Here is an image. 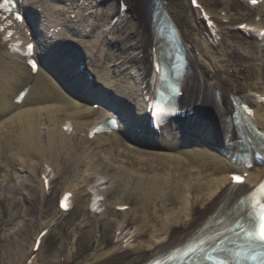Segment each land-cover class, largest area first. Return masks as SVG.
Listing matches in <instances>:
<instances>
[{
  "label": "bare ground",
  "instance_id": "6f19581e",
  "mask_svg": "<svg viewBox=\"0 0 264 264\" xmlns=\"http://www.w3.org/2000/svg\"><path fill=\"white\" fill-rule=\"evenodd\" d=\"M32 1L30 5L28 2L21 3L19 8L23 11H26L27 7L33 5L34 3L39 4L38 1ZM161 2L164 4L169 15H171L174 22L176 23V26L181 33L183 43L187 48H189L190 52L193 49H196V51H198L197 54L201 57L205 53L202 52L203 49L200 44V39L195 40L193 38L192 33L194 31L202 34L203 38H206L211 43L219 44L217 40V32L220 31V25L214 21L209 13H201L199 11V13L194 14L195 11L192 7L194 2L193 0H161ZM219 3V0H210V7L216 6ZM223 3L225 4L224 11L220 16L221 18L219 21L222 24H231L233 18L230 15V12L233 9L235 10L237 7L234 3H231L230 0H223ZM120 5L121 6L119 8H115L114 6L109 8L110 13L109 18L106 20V24L110 25L108 34L112 29L115 28V32H123L121 36V40H123L128 37V32L123 26L127 22L128 15L127 13L122 17L119 15L121 8L123 6H127L128 4L125 1H122ZM191 12L193 15H187V13ZM3 15H5V13L1 14V16ZM1 16L0 27L9 22L7 20L3 21ZM105 16L106 15L103 13L100 16L101 20H104ZM88 20L89 18H87V21ZM150 22L151 19L148 17L145 19V22H143L144 24L139 25L141 40L131 53L127 52L126 54V50H123L125 55L123 53L117 55L119 61L117 65H113L112 67L107 68L105 71H103V69L102 71L98 72L99 76H97V81L99 84L101 83V85H103L105 88L115 92L114 87L110 83L109 79H114V76L116 78V76L121 75V73L127 72L129 69L137 67L139 68V71L142 72V77L140 76V85L142 88L144 87V80L146 78L143 74L147 72L146 74L148 75L152 56V45L150 42ZM253 26L260 27L255 23H253ZM71 28L77 29L76 23L71 26ZM234 28V31H232L229 35L230 44L236 43L238 39L245 41L247 39L246 30L237 27ZM92 31L93 29L91 32ZM4 37L5 36H2V41H4ZM46 42V39L45 41H41L42 48H44ZM231 47L233 46L228 48L233 50ZM71 49L75 51L77 56H80L78 63L88 64L80 75L85 79L86 82H93L92 79L91 81L89 79L91 78L89 73H91V64L94 63V59H96L94 50H84L81 48L83 53L80 54L78 49H73L72 46ZM0 50H3V43H0ZM9 50L11 51V49ZM199 50L202 54L199 52ZM34 53L36 58H38L37 49H35ZM19 57L21 58V61H13L15 68L13 69V72L10 74L9 78L0 77V87H3L5 94L8 96L0 101V159H4L5 157L8 163L16 161L14 154L10 153L12 150V145L15 144L19 145L20 147L19 150H17L18 153L25 158L29 159L30 157H39L40 160H45L46 156H49L51 159L64 161L68 165L73 163L71 165L78 167L79 161L76 160L74 156L76 154L72 153L74 155L71 157V159H68L69 157H67L68 155L65 153L64 149L68 146H71L70 152H75L80 148V144L82 143L79 142L74 144V140L76 139V126H74L71 132H67L65 127L70 123H74L78 126L86 125L84 122H82V120L87 117H91L92 115H96L99 109L89 105L84 107L72 96L68 94L64 95L60 90L61 88L58 83L51 77H48V79L53 85H55V87L57 86V89L60 90L59 92H49L42 88L41 83L37 81L38 83L36 82L34 84L29 95H27L21 103L17 102L18 95L24 89H27L31 86L32 77L34 75L32 69L27 64V58L21 54ZM190 57L193 61V64L200 69V62L196 55L193 56V54H191ZM105 62L106 58L102 56V67L104 64H106ZM218 65L219 64L217 62L213 64V67H215V71H213L214 73L202 71V91H199V93H194L191 91V93H189L188 99L191 100L201 95L202 102H210L214 104L218 128L221 135L219 144H222V142L225 143L227 138L228 130L226 120L233 111V102L237 97H240L245 93L255 92V89L253 88H258L259 84L264 79V71L258 76L257 73L260 72L261 66L257 67L249 65L248 69H246L244 67L242 58L236 56L234 53L232 56L227 58L225 65L222 63V67L226 69V78H221L220 76L218 77V70H216ZM38 70H41V68L39 67ZM62 73L66 74L67 71L65 70ZM255 79H257L258 82H254ZM229 81H231V83H229ZM119 89L122 90V87L118 86V90ZM141 91L142 93L140 96L136 95L134 98L128 96L127 104L129 107L131 106V111L133 110V112H142L147 107V104L144 101L143 89H141ZM131 92L135 91H129V93ZM216 92H218L219 95H216ZM34 93L37 94V97L35 98L33 97L35 95ZM116 93L117 91L115 92V95H117ZM259 94L263 96V94ZM66 97L69 99V101L66 99ZM30 101H58L60 104L38 106L18 112L14 111L16 107L19 106V104H26ZM253 113L255 117L259 118L257 124L261 130L264 131V103L258 104L255 107ZM95 123L89 124L87 126L86 139L84 138L85 142L92 141L90 140V130L92 125ZM41 124L48 127V132L45 134L46 136H43L41 133H39L38 129ZM210 131L214 132L212 130ZM196 132L198 133V131ZM101 135H96L93 138H98ZM112 135L113 136L107 140V143L102 145L100 142L97 144H100V146H102L104 149H110L119 153L121 156V161L125 160L129 164L138 165V168L134 167V169L125 167L128 169L129 173H125L123 176H121V179H118V183L120 184L119 186L123 185L125 188L130 185L135 187L134 191L137 195V199L142 202V205L145 203V206L139 210L142 213H147L152 204H155L160 198L164 199L167 203L164 204V206L160 209L161 212L166 211L165 205H174V202L179 201L180 199V209L178 211H171L173 217H176V219L169 217L167 221H164V223L161 220H155V227L159 229V233L152 237L149 242L143 243L142 241H139L137 248L130 251L126 250V248L129 249L133 246L129 245V241L133 239L136 241L137 235H139V238L148 237L151 227L147 225L144 230L138 231L136 227L140 223V215L136 214L132 215L131 217L124 215L123 221L116 224L110 221H104L100 224L101 238L98 240L99 242H87L84 239L86 238L84 235L78 237L76 243L74 244V254L71 257L65 256L66 252H69V245H66L65 248H61V250L53 256L54 261L51 262L52 264H144L157 254L167 252L176 244L181 243L187 233L218 204L219 200L225 194L227 189L232 185V175L238 170L236 166L227 164L226 160L220 158L217 154H211L208 152L211 150L199 147L198 145L201 142L198 140V136L196 138L193 137L188 139L184 137L188 143L196 141L195 147L192 148L188 145L189 147H187V150L185 149L181 152V154L170 152L175 149V147H177L178 143L181 141V138H179L180 134L178 128H176L175 125L162 133V136L165 138L163 144L156 143L154 145L164 149L160 151H146L142 148L140 149L133 143L131 144L126 142L123 137L120 136V131L112 132ZM212 135L213 134H211V136ZM170 136L172 137V141H166V139L168 137L170 138ZM4 137L6 140L5 144L3 143ZM210 141L212 142L210 143L212 146L213 143L215 144V141H218V139H216V137H211ZM45 142L48 143V149ZM90 166L91 164H88V167ZM91 170L93 169L90 168L88 170L89 172L87 171L88 173L86 174L84 183H88L92 178L93 173H91ZM166 171L177 174L176 180L171 181L168 185V181L164 179L163 174L166 173ZM38 172L40 173L38 182L40 189L39 191L41 192V209L38 211V215L41 218H46L45 214H49V220L40 226V235L41 233L56 225L59 219H66L65 215L67 213L61 209V199L64 193L60 198L55 196V181L51 183L49 187L47 186L44 177V165L42 163L40 164V169ZM206 172H209L210 175L217 176L219 178H216L213 182L208 184H199V176ZM243 172H247V170H244ZM4 177H6L7 182L6 190L11 192L12 198L20 195L22 189L19 186L15 185L13 187H8V184L13 181L12 175L7 173L4 175ZM263 177L264 167L257 170V174L253 177V179H251V181L253 183H257ZM249 178L250 176H248L247 180ZM191 184L194 186L192 187ZM165 185L168 187L166 193L163 191V187H165ZM185 187L188 188V190H195L196 193H198V191L203 192L200 195L201 199L192 201L187 195H185ZM32 189L35 190L34 187H32ZM143 191L146 192L144 193ZM32 192H29L28 196L25 197V200L30 202V206L26 209V211L29 213L28 215H30V213H34L32 208L37 200L35 196L36 192ZM189 193H191V191H186V194ZM88 197V205L91 208L92 200L90 193L88 194ZM169 202L172 203L168 204ZM117 205L123 206L125 203H119ZM3 214L6 216L7 211L3 210ZM79 216L80 214H77L68 221L71 220L73 224H75ZM17 217L18 214L13 212L9 217L6 216V218L1 219L0 231H2L5 226L13 223ZM128 229V233L125 234V231ZM95 233V231L91 230L87 236L91 237ZM10 244H14L12 239L11 243L8 245L9 248L11 247ZM35 245L36 241H34L32 248L29 251H25L24 248L20 247L17 249V252L15 253L16 255H14V257L12 256V252L10 253V250L8 249L6 251V261L4 264H28V261L35 254Z\"/></svg>",
  "mask_w": 264,
  "mask_h": 264
},
{
  "label": "rangeland",
  "instance_id": "374dc122",
  "mask_svg": "<svg viewBox=\"0 0 264 264\" xmlns=\"http://www.w3.org/2000/svg\"><path fill=\"white\" fill-rule=\"evenodd\" d=\"M23 2H28L30 0H22ZM38 1L39 4H34L33 6L27 7L29 12L33 15L34 13H40V11L44 12L39 16H34L33 21L36 23V27L38 28V35L41 36L45 33L53 32L57 37H67L71 40H74L79 46L84 49L88 47L94 48L96 52H98L97 56V67L98 70L107 69L112 67L113 65L118 64L117 55L123 53V50H126V54L131 53L137 44H139L141 35L140 30L138 29V23L142 22L147 15L146 9H148L149 0H128L132 5L128 10V19L127 22L123 25L124 29L128 32V37L126 39L121 40V36L123 32L115 33L114 30L107 35V30H109L110 25H106V20L109 18L110 7L119 8V3L123 0H34ZM201 3V8L204 12L209 13L214 21L219 24L220 31L217 33L218 35V43L213 44L208 41L206 38H203L202 34L199 32H193V38L200 39L201 46L203 51L205 52L203 56H199L197 54L198 51L194 49V53L200 62V67L203 71L209 70V72L214 73L215 67L213 64L217 62L219 65L216 67L218 70V77L226 78L225 68L222 67L226 64L227 58L232 56L233 53L241 57L243 60L244 67L248 69L249 65L252 66H261L260 72L261 74L264 71V45L260 42L247 38L246 41L237 40L236 43H233L234 52H229V48L232 44L229 42V35L234 30V27L238 25H252L255 23L260 27H264V0L259 3V5L250 6L243 3L244 0H230L231 3H234L237 7L235 10L233 9L230 12L233 20L231 24H222L219 19L221 18V14L224 11L225 4L223 0H219L220 3L216 6L210 7V0H198ZM226 1V0H225ZM197 8H195L196 10ZM94 11V13H93ZM48 12L47 14H45ZM96 12V13H95ZM198 12V11H197ZM104 13L106 16L104 20L99 18V15ZM193 13H187V15H192ZM196 14V13H194ZM36 17V18H35ZM90 17V20L87 21V18ZM82 22H78V20ZM71 26H73L76 22V28L72 29L66 27L70 22ZM84 22V23H83ZM29 25H17V39L23 43L30 37V34L33 33L34 29ZM66 24V25H64ZM30 26V27H29ZM94 28V31L91 32V29ZM54 30V31H52ZM16 32L15 29L13 30ZM40 31V32H39ZM0 34L2 31L0 29ZM107 35V36H106ZM202 36V37H201ZM1 39V37H0ZM104 40V42H102ZM0 43H3L0 41ZM3 50H0V75L1 77H9L12 72L11 59L17 60L16 56L9 54L7 52V48L4 46ZM260 50V51H259ZM228 51V53H227ZM201 53V51L199 50ZM202 54V53H201ZM228 55V57H227ZM102 56L106 58V64H101ZM251 59V61H250ZM232 60V59H230ZM96 66H94V70ZM103 70V71H105ZM138 69H129L127 72L121 73V75L114 76V79H109L110 83L114 87L115 91L118 93L121 91L118 90V86L123 89L135 90L139 92V79L137 75L139 72ZM33 85L39 81L41 83V87L49 92H59L52 83L49 82L46 75L44 73L38 72L34 74ZM120 80V81H118ZM254 82H258L257 79ZM38 83V82H37ZM231 83V81H229ZM33 87V86H32ZM32 87H30L29 92L32 91ZM253 89H264L263 80L259 84L258 88ZM133 90V91H134ZM264 92V91H263ZM113 93V92H112ZM34 98L37 97V94L34 93ZM66 95L65 93H63ZM4 96L3 87H0V99ZM69 101V99L66 97ZM51 104H60L58 101H40V102H28L27 104L18 106L14 111H24L33 107L38 106H49ZM13 111V112H14ZM12 113V112H11ZM8 117V116H7ZM103 116L96 115L91 117H87L82 120L84 124L94 122L96 120H100ZM6 118V117H5ZM77 130L75 132L76 139L75 143L80 144V148L75 152H70V147L68 146L64 149L65 153L71 159L75 153V159L79 161L78 167L73 166L71 164H67L61 160H55L46 156L45 160H40L39 157H30L25 158L18 153L19 145H12V150L10 153L14 154L16 157V161L8 163L5 159H0V220L3 218L9 217L13 212L18 214V217L13 221V223L4 227L2 231H0V264H4L6 261V251L9 249L10 253L12 252V256L16 255L17 249L24 248L25 251H29L32 248V244L38 238L40 232V226L46 223L49 220V214H45L46 218H41L38 215V211L41 209L40 199L41 192L39 191V176L38 172L40 169V164L42 163L44 167H49L54 172L56 177V187L54 190L55 196L59 198L62 193L65 191H71L74 199V208L69 212V215L66 219H60L57 221L56 225L51 227L47 234L42 237V245L41 250L37 251L34 249L35 254L28 261V264H52L54 261V255L61 250V248H65L66 245H69V252H66V257H71L75 250V243L78 237L84 235V238L87 242L91 241L93 243L99 242L98 240L101 238L100 232V224L104 221H110L114 224L120 223L124 219V215L132 216L134 214L140 215V223L137 225L138 231L144 230V228L148 225L151 227L149 231L148 237L139 238L137 235L136 241H129V245H133L131 248L127 249V251L133 250L137 248L138 242L142 241L143 243L149 242V240L159 233V229L155 227V220L167 221L169 217H173L171 211H178L181 207L180 199L179 201L174 202V205H165L166 211L161 212L160 209L167 204L164 199H159L155 204H152L151 208L147 211V213H142L139 210L145 206L142 205L137 199V195L135 194V187L128 185V187H123V185L119 186L118 179H121L125 173L128 174V169H134V167L138 168V165L129 164L125 160L121 161V156L119 153L114 152L110 149H104L100 146V143L103 145L107 143L109 139V135H104L100 138H95L90 142H85L86 139V128L83 126H76ZM39 133L41 135L46 136L45 134L48 132V127L46 125L39 126ZM6 137V136H5ZM4 137V144L6 142ZM134 140L137 137H133ZM82 140V141H81ZM156 141V140H154ZM46 143L47 149L49 148L48 143ZM84 145V146H83ZM136 145V144H135ZM148 144L142 143V145H136L138 148H142L143 150H164L162 147L157 146H147ZM83 146V147H82ZM144 147V148H143ZM1 149V145H0ZM76 149V148H74ZM183 150L178 148L173 149L170 152L181 154ZM213 154L212 152H209ZM47 154V152H46ZM6 156V154H5ZM95 162V163H93ZM231 164L230 162H228ZM88 164H91L88 167ZM126 167V168H125ZM92 168L91 172L94 174H102L106 175L109 178L111 186L113 187L111 192L105 197L102 202L104 206V210L97 214L95 212L90 211L88 205V195L85 192V183L84 179L86 177L87 171ZM257 168L253 169L250 173V177L253 178L255 175V171ZM240 171V170H239ZM11 174L13 177V181L8 184V187L19 186L22 189L20 195L12 198L11 192L6 190L7 182L5 174ZM76 174V175H75ZM164 174V179L168 181L167 185L176 180L177 174L166 171ZM37 177V178H36ZM217 176L210 175L209 172H206L199 176V184H208L213 182ZM125 185V184H124ZM167 185L163 187V191L166 193ZM193 187L194 185L191 184ZM34 187L35 190L32 189ZM125 189V190H124ZM191 193L186 194L192 201H196L201 199V194L203 192L198 191L196 193L195 190H188ZM33 191V192H32ZM35 193L37 198L36 203L34 204L32 210L34 213H29L26 209L30 206V202L25 200V197L28 196V193ZM144 193L146 191H143ZM85 193V194H83ZM200 197V198H199ZM31 198V197H28ZM39 200V201H38ZM125 203V207L127 209L119 210V206L117 204ZM169 202L168 204H171ZM3 210L7 211V215L3 214ZM45 210V209H44ZM139 211V212H138ZM37 212V213H36ZM80 214L75 224L69 219L73 216ZM176 219V217H173ZM146 225H145V224ZM95 231L91 237L87 236L90 231ZM157 230V231H156ZM86 235V236H85ZM11 239L14 241V244L11 243ZM68 243V244H67Z\"/></svg>",
  "mask_w": 264,
  "mask_h": 264
},
{
  "label": "snow or ice",
  "instance_id": "6c2138e0",
  "mask_svg": "<svg viewBox=\"0 0 264 264\" xmlns=\"http://www.w3.org/2000/svg\"><path fill=\"white\" fill-rule=\"evenodd\" d=\"M0 9L14 10L15 0H0ZM16 19L19 21L21 17L16 15ZM29 51H31V45H29ZM32 68L35 70V63H32ZM68 130H70V127ZM233 182L242 184L243 180L239 176H234ZM68 199L69 195H66L64 200L68 201ZM61 206L67 210L68 205L66 203L62 202ZM249 224L251 227L246 230L247 238L253 243L264 245V183L260 185L256 194L252 196V216L249 217Z\"/></svg>",
  "mask_w": 264,
  "mask_h": 264
}]
</instances>
